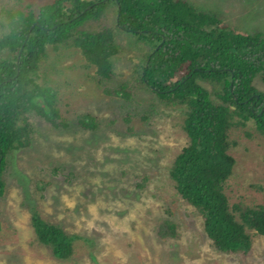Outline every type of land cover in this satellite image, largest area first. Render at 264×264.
I'll return each mask as SVG.
<instances>
[{
  "label": "rangeland",
  "instance_id": "rangeland-1",
  "mask_svg": "<svg viewBox=\"0 0 264 264\" xmlns=\"http://www.w3.org/2000/svg\"><path fill=\"white\" fill-rule=\"evenodd\" d=\"M51 1L0 0V38L9 32L8 12ZM187 1L236 32L264 33V0ZM107 28L115 30L120 51L113 58V80L100 78L73 46L47 48L40 83L57 90L64 123L54 126L32 113V143L8 155L6 192L0 197V264H264V235L249 231L251 249L219 251L202 215L177 192L170 172L189 142L187 107L162 101L141 82L153 46L118 28L115 4L78 30ZM200 83L213 95L219 89ZM123 85L132 92L129 98L106 92ZM87 115L95 117V130L80 125ZM231 122L236 165L225 185L230 205L264 206V135L253 121L235 115ZM35 213L73 237L70 258H56L39 241ZM168 220L177 226V237L160 236Z\"/></svg>",
  "mask_w": 264,
  "mask_h": 264
},
{
  "label": "trees",
  "instance_id": "trees-1",
  "mask_svg": "<svg viewBox=\"0 0 264 264\" xmlns=\"http://www.w3.org/2000/svg\"><path fill=\"white\" fill-rule=\"evenodd\" d=\"M112 4L118 8V28L153 46L141 82L162 101L187 107L189 142L170 172L177 192L202 215L217 250L251 249L249 231L264 235V206L232 208L225 185L236 165L230 154L233 117L253 121L264 135V33L236 32L187 0H53L8 12L9 32L0 38V197L6 192L9 153L32 143L31 114L54 126L64 123L57 90L40 83L47 48L73 46L100 78L114 79L113 58L120 53L115 30H78L100 19ZM200 82L216 83L219 89L213 95ZM106 92L125 98L132 94L127 85ZM79 122L86 130L97 128L92 115ZM33 227L56 258L73 255V237L61 226L35 213ZM159 233L177 237V226L164 221Z\"/></svg>",
  "mask_w": 264,
  "mask_h": 264
}]
</instances>
